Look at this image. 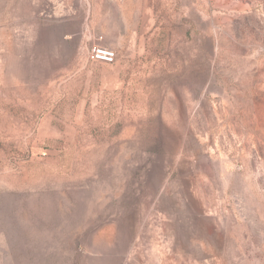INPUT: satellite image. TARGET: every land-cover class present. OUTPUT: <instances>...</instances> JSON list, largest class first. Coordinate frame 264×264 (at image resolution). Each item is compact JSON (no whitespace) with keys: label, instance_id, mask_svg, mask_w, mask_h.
Returning a JSON list of instances; mask_svg holds the SVG:
<instances>
[{"label":"rangeland","instance_id":"obj_1","mask_svg":"<svg viewBox=\"0 0 264 264\" xmlns=\"http://www.w3.org/2000/svg\"><path fill=\"white\" fill-rule=\"evenodd\" d=\"M125 4L0 0V264H264V0Z\"/></svg>","mask_w":264,"mask_h":264},{"label":"crops","instance_id":"obj_2","mask_svg":"<svg viewBox=\"0 0 264 264\" xmlns=\"http://www.w3.org/2000/svg\"><path fill=\"white\" fill-rule=\"evenodd\" d=\"M127 0H116V4L120 10V12L124 13L126 12V10H128L129 8L126 7V3ZM68 11H67V21H70V23H67V30L64 31V33H67V39L71 42L72 40L74 41L75 39L79 38L80 39V43L82 44V40L84 38V34L85 31L82 29L83 25H85L84 23V18H82V14L81 11H77L72 5H70L68 7ZM121 20V25L122 24H126L129 25V18H122ZM135 22L132 21L131 25H134ZM107 42H111L114 46V48H119L120 43H117L115 41H108Z\"/></svg>","mask_w":264,"mask_h":264},{"label":"built area","instance_id":"obj_3","mask_svg":"<svg viewBox=\"0 0 264 264\" xmlns=\"http://www.w3.org/2000/svg\"><path fill=\"white\" fill-rule=\"evenodd\" d=\"M101 39L102 36H99L98 39L90 45L88 50V60L111 64L115 62L116 59L115 50L109 46L101 44Z\"/></svg>","mask_w":264,"mask_h":264}]
</instances>
